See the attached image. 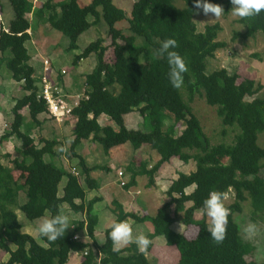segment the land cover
<instances>
[{"label":"trees","instance_id":"obj_1","mask_svg":"<svg viewBox=\"0 0 264 264\" xmlns=\"http://www.w3.org/2000/svg\"><path fill=\"white\" fill-rule=\"evenodd\" d=\"M183 1L185 6L180 8L175 0H135L129 17L114 0H90L89 3L45 0L37 8L34 14L37 20L70 36L74 30L76 36L71 37L74 40L98 23L107 25L106 38L100 36L74 57L73 63L77 65L94 54L96 65L86 75L85 93L74 110L77 120L68 154L70 158H78L83 180L88 186L93 182L91 171L95 168L88 166L76 149L85 139L100 141L106 153L126 142L132 143L135 149L149 145L159 152L160 159L150 168L141 162L126 187L135 184L139 175L148 176L149 183H154L156 172L172 157L185 163L194 160L195 169L179 173L166 191L169 200L155 215L140 216L113 202L116 204L115 221L126 222L129 218L135 222L150 221L153 231L147 236L152 241L159 235L169 238L175 221L171 211L174 214L182 212L186 220L206 229L205 216L194 219V213L202 210V202L209 191L222 192L229 209L223 241L216 243L208 234L203 242L191 238L175 244L179 251L178 264H264L252 259L255 247L245 241L240 225L234 219L236 213L242 212V203L247 200L255 216L264 215V164L261 163L264 148L258 144V134L264 132V84L254 77L241 78L236 70L232 73L225 68L209 70V60L219 49L226 47V42L218 40L222 27L219 23L207 24L199 31L195 16L202 10H192L193 0ZM9 2L14 16L8 31L0 28V62H6L13 78L23 83L26 93L16 99L12 107L13 120L3 137L15 136L21 141L18 151L24 162L14 167L0 162V249L9 254L0 264H68L74 252L83 256L80 264H151L147 254L153 243L145 253L137 249L132 253L113 252L112 242L107 239L109 228L104 242H96L98 217L93 213V204L98 198L86 201V189L79 175L57 166L54 161H46V155L51 158L61 155L55 148L56 139L42 135L36 139L30 134L35 128L42 129L44 122L40 116L47 114V105L37 97L41 88L40 73L29 63L31 56L26 46L31 39L29 14L33 4L30 0ZM209 2L226 4V12L231 6L230 0ZM89 16L93 17L92 21ZM123 22L128 23L127 31L117 25ZM239 22L244 31L235 36L248 39L259 32L264 34V11L239 19ZM166 38L176 40L175 51L187 66L179 89L169 83L166 60L154 54L159 41ZM110 51L111 60L108 57ZM8 52L9 58L6 57ZM142 64L148 65L147 69H143ZM258 93L262 94L257 96ZM196 95L203 96L207 104L216 109L224 126L240 128L232 143L211 142L191 108ZM24 108L30 117L27 122L22 113ZM133 111L149 120V131L126 126L124 115ZM103 114L116 123L117 130L99 122ZM168 114L172 115L173 122L165 127ZM130 165L127 166L129 170L132 169ZM26 168L36 171V184L15 182L13 171ZM64 178L66 182L60 194V183ZM20 191L27 196L22 204L19 202ZM229 197L233 199L227 203ZM64 203L75 213L84 215L81 220H72V227L65 230L64 236L52 242L42 237L47 244L43 245L33 235L22 231L15 207L34 220L43 217L47 211L51 218L62 211ZM84 237L88 239L84 240Z\"/></svg>","mask_w":264,"mask_h":264},{"label":"rangeland","instance_id":"obj_2","mask_svg":"<svg viewBox=\"0 0 264 264\" xmlns=\"http://www.w3.org/2000/svg\"><path fill=\"white\" fill-rule=\"evenodd\" d=\"M41 1L44 0H39V2ZM89 1L90 0H82L83 3H89ZM134 1L135 0H114L119 7L126 11L128 17L130 16L131 7ZM31 2L34 4L33 0ZM175 4L180 8L185 6L183 0H175ZM217 4L222 6L223 9L226 6L224 3ZM230 8L227 12L225 11L219 19H213L214 17L212 14L204 15L202 11L195 16L199 31H203L207 24L219 23L222 30L218 35V40L226 42V47L219 49L215 53V56L209 60L208 68L210 71L225 68L230 73L236 70L241 75V78L254 77L258 82L264 84V34L259 32L254 37L248 39L235 36L236 33L243 32L244 27L239 22L238 18L232 17ZM34 14L35 10L33 8L29 14L30 19H32V39L31 41L29 40L26 42L30 56L40 61H44L45 59L53 61L56 69H61L63 67L69 68L68 71H71L70 77H73L75 82L78 83L80 77H83L82 82L84 87V79L87 74L93 71L94 66L96 65V57L94 54H91L87 58L81 60L82 62L80 65H74V57L90 42L95 41L100 36H105L106 38V23H98L92 26L85 32L79 34L74 40V38H71L76 36L74 30L70 36V34H67L66 32L52 28L48 23L45 24L40 22ZM13 16L14 9L9 0H3L0 5V28L9 27L10 20ZM89 20L92 21L93 17L89 16ZM117 25L127 31V22L119 23ZM138 41H141V38H139ZM6 55L8 58L10 57L9 52ZM108 57L110 60L112 59L111 51L109 52ZM36 60L34 61V59H31L29 63L34 64L38 73H41L42 71L39 67L41 64ZM147 66L148 65L146 64H142L143 69H147ZM77 70L81 71L77 72ZM82 72L83 74H81ZM22 84V82H17L13 78L12 72L8 69L6 62H0V154L6 145L5 143L8 142L3 143L2 138L3 134L7 132L10 122L13 120L12 107L16 99L22 97L26 93ZM79 90L81 93L83 92L82 86ZM261 94L262 93H258L257 96ZM80 97L81 96H78L77 98ZM191 108L193 113L201 120L205 133L214 144L232 143L237 131L240 132V128L237 125L233 127L224 126L217 115L216 109L208 105L205 98L201 95H196L195 100L191 103ZM22 113L25 115L26 122L29 121L30 117L27 108H24ZM41 119H43L44 122L42 129L35 128L33 132L30 133L36 139L41 135L50 140L56 139L57 145L55 148H58L66 140L71 139L75 125L74 122L60 127L61 124L57 123L47 114L41 115ZM100 122L106 126H111L114 130L118 129L116 123L109 117L101 119ZM172 122L173 117L168 114L165 119V127ZM108 123H110V125ZM126 126L128 128H140L148 131L150 129L149 120H145L138 111H135L126 117ZM73 137L74 136H72V139ZM72 139L71 143L66 146V152L61 153V155L55 156L54 158H51L49 155L44 156V158L46 161H54V164L63 167L64 169H66V167L71 169V171L72 169H75L76 173L79 175L78 171H81V168L78 159L75 160V158H70L68 154L73 141ZM10 141L12 146L10 150L12 153L6 152L4 154H10L11 157L18 158V162H24V157L18 149H16L21 147V141L15 136L11 137ZM258 144L264 148V132L258 134ZM14 147L15 151L13 149ZM76 149L80 154L84 155L90 167L93 165L95 168L91 171L93 182L89 184L90 187L84 182V180L81 181L86 189V201H89L93 197L98 198L93 204V213L98 216V223L95 227V239L98 244L104 242L106 230L116 219V204L113 202H122L125 210L134 211L140 216L146 214L151 215V213H155L158 208L169 200V197L166 194V189L171 185L173 180L178 177L179 173H189L191 170L195 169L194 160L185 163L178 157H172L168 162L169 164L167 167H164L161 172L159 171L160 167L156 172L157 175L155 174L156 177L159 175L158 180L164 181H158V183L151 186V193L149 192V195L144 198V204L141 205L139 201L145 194L144 184L149 181L148 176L139 175V182L137 184H133L131 187H123L120 185L119 180H117L119 175L118 169L119 167L122 168L120 181H126L129 178V175H127L128 173H125L124 170L126 169L130 171L128 167L126 168V163H129V165L131 164L132 170H138L141 167L140 160L142 163L148 164L150 161L149 159H151L153 162L148 164L149 168V166H152L154 163V157H152V154L155 153L157 157H159V152L157 150L152 149L149 145H142L139 149H135L132 143L126 142L113 147L110 149L109 153H106L103 144L100 141H93L92 139L83 140ZM11 157L5 156L2 160L4 163L10 164ZM143 159H146L147 161ZM261 163L264 164V159ZM13 164L16 165L17 163L14 162ZM101 166L103 168H99ZM106 167H109L110 169H106ZM35 172V170L28 168L16 172L13 171L16 180L15 182L17 184L18 182L26 183L27 185H31L32 183L36 184V181L34 180ZM81 179H83V177H81ZM65 182L66 178L60 183V194L62 193V188ZM106 182L113 184V186L109 188L107 185L108 183ZM148 186L149 185H147L146 188L150 189L151 187ZM131 190L138 194L134 196L131 195ZM190 190L191 189L189 188L188 191ZM20 194L21 199L19 200L20 204H22L26 201L27 196L24 191H20ZM232 199L233 198L229 197L226 202H232ZM242 206V212L236 213L234 219L240 225L242 237L245 241L250 242L255 247L252 259L259 263L264 262V215L255 216L252 213L250 201L248 200L244 201ZM14 209L22 225V231L33 235L41 244L47 245L38 232L35 231V226L42 219L50 218V213L47 211L43 217L30 220L20 208L15 207ZM62 211L70 214L72 220L84 218L83 213H75L66 203L62 205ZM171 214L174 216L175 221L170 228L171 233L169 232V238L167 237L168 235H163L157 236L153 239L152 249L147 254L151 264H178L179 251L175 244L179 242L185 243L191 238H198L200 242H203L208 237L209 233L207 229H201L199 226L192 224L190 222L191 220H186L182 212L174 214L173 211H171ZM203 217L204 214L202 210H196L193 216L194 219H201ZM205 220L207 223L208 218L206 216ZM126 222L131 225L133 234L143 232L147 235L153 231V225L150 221L135 222L133 219L129 218ZM249 222L256 223L259 228L258 234L251 239L246 238L242 231L243 226ZM87 239V237H84V240ZM121 250H124V253H132L136 248L133 244H129L123 246ZM8 257L9 254L6 255V252L0 249V263L6 261ZM79 261L80 258L76 255L74 258L70 257L68 264H78Z\"/></svg>","mask_w":264,"mask_h":264},{"label":"clouds","instance_id":"obj_3","mask_svg":"<svg viewBox=\"0 0 264 264\" xmlns=\"http://www.w3.org/2000/svg\"><path fill=\"white\" fill-rule=\"evenodd\" d=\"M231 15L233 18L244 19L264 11V0H230ZM193 11L202 10L204 15L212 14L213 19H219L225 12L222 6L211 3L209 0H193ZM8 31V27H4ZM176 40L166 38L159 41V47L155 50V55L163 57L168 65L167 77L173 88L179 89L183 85V74L187 71L186 63L175 48ZM71 139L66 140L62 145L56 148L57 152L64 153ZM77 174V173H76ZM128 183V182H127ZM127 185V184H126ZM125 185V186H126ZM226 196L222 192L215 190L209 191L207 197L202 202V211L208 218L206 229L212 241L220 243L225 236V228L229 209L225 206ZM72 227L70 214L64 211H58L51 218L42 219L36 226L35 231L41 237L49 242L55 241L64 236L65 230ZM107 239L112 242V251L119 252L123 246L134 244L140 253H145L153 241L143 232L133 234L131 225L125 221H113L109 225ZM242 231L246 238H254L259 228L256 223L249 222L243 226Z\"/></svg>","mask_w":264,"mask_h":264},{"label":"built area","instance_id":"obj_4","mask_svg":"<svg viewBox=\"0 0 264 264\" xmlns=\"http://www.w3.org/2000/svg\"><path fill=\"white\" fill-rule=\"evenodd\" d=\"M67 74L66 69H56L48 59L43 61L42 74L40 75L41 88L37 97L47 105V115L61 125L67 121L76 120L74 110L79 106L82 98H71L64 91L63 77ZM76 174V170L72 169ZM122 172L119 171V176ZM127 181H122L125 186Z\"/></svg>","mask_w":264,"mask_h":264},{"label":"crops","instance_id":"obj_5","mask_svg":"<svg viewBox=\"0 0 264 264\" xmlns=\"http://www.w3.org/2000/svg\"><path fill=\"white\" fill-rule=\"evenodd\" d=\"M30 1H32V0H30ZM45 1V0H44ZM44 1H41V2H39V0H33V2H34V4H33V7H32V10H33V8H34V10L36 11L37 10V8L38 7H40L42 4H43V2ZM59 1V0H58ZM38 4V5H37ZM31 39H32V33H31ZM31 39H30V41H31ZM33 42H35V41H33ZM31 59H34V61L36 60L35 58H33L32 56H31ZM37 62H40V64H41V71H42V69H43V60L42 61H40V60H36ZM52 62V65H53V67L54 68H56L55 67V65H54V63H53V61H51ZM82 62V61H81ZM81 62H79L77 65H80L81 64ZM30 64H32V63H30ZM34 65V64H33ZM40 66V65H39ZM95 67V66H94ZM58 69H60V68H58ZM61 69H66L67 70V74L63 77V82H64V91H65V93L66 94H68L71 98H77L78 96H81L80 98H83V95H84V93H85V90H86V86H85V82H84V87H83V82H82V80H83V77H80V81L77 83V82H75L74 81V79H73V77H70V73H71V71L69 70L68 71V69L69 68H67V67H63V68H61ZM81 70H77V72H80ZM42 74V72L40 73V75ZM81 74H83V72L81 73ZM40 75H39V80H40ZM75 78V77H74ZM86 78V77H85ZM85 80V79H84ZM82 86V88H83V92L81 93V91L79 90L80 89V87ZM26 92V91H25ZM133 112H135V111H133ZM133 112H130V113H128V114H126V115H124V122H125V124H126V117L128 116V115H131V113H133ZM44 115V114H43ZM108 116L107 115H105V114H103L100 118H99V122H100V120L101 119H104V118H107ZM40 119H41V116H40ZM75 123L76 122V120H70V121H67L65 124H63V125H61L60 127H63L64 125H67V124H71V123ZM109 122V121H108ZM101 123V122H100ZM44 124V123H43ZM102 124V123H101ZM109 125H110V123H108ZM102 125H104V124H102ZM43 126V125H42ZM75 126V125H74ZM105 126V125H104ZM5 134V133H4ZM3 134V135H4ZM73 136V135H72ZM72 136H71V139H72ZM11 137H13V136H11ZM11 137H3L2 138V140H3V143H5V142H7V143H5L6 145L4 146V149L2 150V152H1V154H0V161L2 162V163H4L3 162V160H2V158H4L5 156H10L11 157V155L9 154V155H6V154H4V153H6V152H9V153H12L11 152V141H10V139H11ZM74 138V137H73ZM48 139V138H47ZM73 140V139H72ZM14 149V151H15V147L13 148ZM16 149H18V148H16ZM154 152V151H153ZM3 155H4V157H3ZM82 156L84 157V155L82 154ZM152 157H154V163H153V165L160 159V154H159V157H157V155L154 153V154H152ZM12 159H11V161H10V164H6V163H4L5 165H8V166H10V167H14V165L15 164H13L14 162L15 163H18V164H21V162H18V158H13V157H11ZM76 159H78V158H75V160ZM84 159L86 160V158L84 157ZM143 160H146V159H143ZM150 161L148 162V164L150 163V162H153V160H151V159H149ZM147 161V160H146ZM86 162H88L87 160H86ZM169 162V161H168ZM168 162H166V163H164L162 166H161V168H160V172L162 171V169L164 168V167H167V165L169 164ZM88 164V163H87ZM147 164V165H148ZM129 165V163H126V168H127V166ZM140 165H141V160H140ZM88 166H90L89 164H88ZM93 166V165H92ZM91 166V167H92ZM131 166V165H130ZM151 167V165L149 166V168ZM67 168V167H66ZM75 168V167H74ZM110 169L109 167H106V169ZM68 169V168H67ZM76 169H77V167H76ZM121 167H119V169H118V171H121ZM125 169V168H124ZM123 169V170H124ZM18 170H20V169H18ZM18 170H14V172H16V171H18ZM71 170V169H70ZM194 170V169H193ZM193 170H191V171H193ZM125 171V173H128L127 175H129V178L126 180V181H128V183L130 182V179H131V176H132V172L134 171V170H130V171H128V170H124ZM78 173H79V177H80V179H81V177H83L84 175L82 174V172L81 171H78ZM118 174V173H117ZM157 175V174H156ZM156 175H155V177H154V183H149V181L147 182V183H145L144 185H145V194H144V196L142 197V199L139 201V203L141 204V205H143L144 204V198L145 197H147L148 195H149V192L152 190V185H154L155 183H158V181H164V180H158L159 179V175L156 177ZM126 178H127V176H126ZM120 176L118 175V179L117 180H119V182H120V185H121V181H120ZM176 179V178H175ZM81 180H83V179H81ZM82 182V181H81ZM139 182V176L137 177V179H136V183L135 184H137ZM106 183H108V182H106ZM134 184V185H135ZM108 185V187L109 188H111L112 186H113V184H110V183H108L107 184ZM147 185H149L148 187H151L150 189H147L146 188V186ZM122 186V185H121ZM123 187H125V186H123ZM131 187V186H130ZM169 188V187H168ZM168 188L166 189V191L168 190ZM193 187H191L190 189H192ZM136 191V190H135ZM151 193V192H150ZM130 194L131 195H137L138 193L136 192H134L133 190H131L130 191ZM21 195V194H20ZM19 195V199H21V196ZM27 199V198H26ZM19 202H20V200H19ZM118 203H120L119 201H118ZM120 204H122L123 205V203L121 202ZM124 206V205H123ZM159 209V208H158ZM157 209V210H158ZM157 210H156V212H157ZM126 211H129V210H126ZM156 212L155 213H151V215H154V214H156ZM97 215V214H96ZM84 217V216H83ZM98 217V216H97ZM74 220H81V219H74ZM159 236H163V235H159ZM157 237V236H156ZM155 237V238H156ZM8 253H6V255H7ZM77 255V257L78 258H80V261H79V263L78 264H80L81 262H82V260H83V256L82 255H80V254H78V253H76V252H74V253H71V255H70V257H75ZM8 259V258H7Z\"/></svg>","mask_w":264,"mask_h":264}]
</instances>
